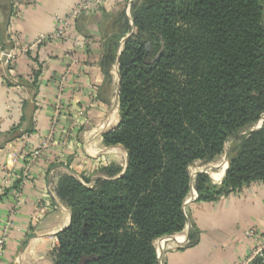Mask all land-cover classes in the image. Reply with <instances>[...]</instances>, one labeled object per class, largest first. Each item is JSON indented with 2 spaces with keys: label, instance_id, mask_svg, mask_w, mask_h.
I'll list each match as a JSON object with an SVG mask.
<instances>
[{
  "label": "trees",
  "instance_id": "trees-1",
  "mask_svg": "<svg viewBox=\"0 0 264 264\" xmlns=\"http://www.w3.org/2000/svg\"><path fill=\"white\" fill-rule=\"evenodd\" d=\"M125 13L101 62L106 81L117 77L119 119L102 143L124 149L125 168L57 176L70 223L52 264H162L158 246H180L191 197L264 182V0H130ZM223 164L217 185L207 173Z\"/></svg>",
  "mask_w": 264,
  "mask_h": 264
},
{
  "label": "crops",
  "instance_id": "crops-1",
  "mask_svg": "<svg viewBox=\"0 0 264 264\" xmlns=\"http://www.w3.org/2000/svg\"><path fill=\"white\" fill-rule=\"evenodd\" d=\"M79 1L22 0L11 21L12 0H0V50H21L53 33L56 19L70 14ZM128 3L107 0L100 13L80 15L67 36L83 41L81 49L72 41L49 42L18 52L12 73L0 64V239L8 228L0 264H52L51 238L70 223L68 207L51 193L58 175L96 179L106 177L104 169L124 171V149L102 143L101 135L119 119L114 113L117 77L106 81L101 62L106 40L119 32L118 16H128ZM49 137L48 147L26 170L33 149ZM220 167L210 175L217 185L226 170L225 164ZM185 211L187 228L177 239L181 248L169 244L162 264H244L252 251L264 249L260 183L215 202L191 197ZM250 229L256 238L246 236ZM190 232L196 243L185 247Z\"/></svg>",
  "mask_w": 264,
  "mask_h": 264
},
{
  "label": "built area",
  "instance_id": "built-area-1",
  "mask_svg": "<svg viewBox=\"0 0 264 264\" xmlns=\"http://www.w3.org/2000/svg\"><path fill=\"white\" fill-rule=\"evenodd\" d=\"M22 0H12V5H13V11H12V16H11V21L16 18L18 15V9L21 5ZM107 0H80L74 9L71 11L70 14H68L64 18H59L56 19L57 25L55 27V30L53 33L49 34H43L39 36L29 47L18 50L16 48L12 49H2L0 50V64L1 66L7 70L8 73H12V63L16 58V55L18 52H23V53H30L36 48H38L40 45L44 43H49V42H59V41H72L71 43L74 44V47L76 48H82L84 46V42L80 41L78 39L71 40L68 38L67 33L69 29L72 27V25L76 22L78 17L82 15L83 13L87 12H93V13H100L104 7L105 3ZM130 0H115V2H129ZM75 60L73 61V63ZM57 119L56 117L53 118V123L52 126L54 128V124L56 123ZM52 128V129H53ZM52 141V137H49L45 142H43L40 146L36 147V149H33L31 152V156L27 161L26 165V170H28L41 156V150L46 149L50 142ZM207 173V172H204ZM211 175V173H207ZM264 185V182L260 183ZM2 191H0L1 194ZM10 226V225H9ZM8 233V228L3 231V236L0 239V250L3 248L5 245L6 237ZM257 232L255 229H250L247 231L246 236L249 238H256ZM51 241L53 242L54 246L57 245V237H52ZM168 241V239H163L160 243L161 247H158L159 249L157 250V255L158 258L161 260V253H162V245ZM264 249H257L255 251H252L245 261L244 264H249L250 261L256 257L261 255V251Z\"/></svg>",
  "mask_w": 264,
  "mask_h": 264
},
{
  "label": "rangeland",
  "instance_id": "rangeland-1",
  "mask_svg": "<svg viewBox=\"0 0 264 264\" xmlns=\"http://www.w3.org/2000/svg\"><path fill=\"white\" fill-rule=\"evenodd\" d=\"M120 160L118 159V164H120V162H119ZM56 181V180H55ZM56 182H54V184H55ZM53 190V186H52V189H51V191ZM170 244V242L169 241H166L163 245H162V253H161V261L163 260V253H164V251H165V249H166V247L168 246ZM158 247H161V245H159ZM159 249V248H158Z\"/></svg>",
  "mask_w": 264,
  "mask_h": 264
},
{
  "label": "bare ground",
  "instance_id": "bare-ground-1",
  "mask_svg": "<svg viewBox=\"0 0 264 264\" xmlns=\"http://www.w3.org/2000/svg\"><path fill=\"white\" fill-rule=\"evenodd\" d=\"M216 176V175H215Z\"/></svg>",
  "mask_w": 264,
  "mask_h": 264
}]
</instances>
